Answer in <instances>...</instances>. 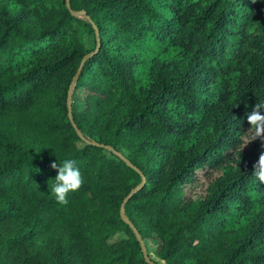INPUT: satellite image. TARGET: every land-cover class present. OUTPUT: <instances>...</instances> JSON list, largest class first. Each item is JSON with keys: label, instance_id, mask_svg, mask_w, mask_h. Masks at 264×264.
I'll return each mask as SVG.
<instances>
[{"label": "trees", "instance_id": "obj_1", "mask_svg": "<svg viewBox=\"0 0 264 264\" xmlns=\"http://www.w3.org/2000/svg\"><path fill=\"white\" fill-rule=\"evenodd\" d=\"M71 10L101 39L77 82L96 36ZM71 10L0 0V264H149L121 217L143 181L133 167L146 183L126 214L157 264H264V183L253 176L264 141L242 151L245 114L264 99V0ZM65 159L84 183L62 205L50 164Z\"/></svg>", "mask_w": 264, "mask_h": 264}, {"label": "clouds", "instance_id": "obj_2", "mask_svg": "<svg viewBox=\"0 0 264 264\" xmlns=\"http://www.w3.org/2000/svg\"><path fill=\"white\" fill-rule=\"evenodd\" d=\"M255 2L256 0H253V3ZM261 109H264V99L259 100L252 110L245 114L250 128L245 132L242 140V151L256 140L264 141V114L261 113ZM50 167L58 173L49 181L50 192L57 203L67 205L69 193L78 191L84 183L80 169L74 159H65L59 163L52 162ZM253 167V176L264 183V151L260 153Z\"/></svg>", "mask_w": 264, "mask_h": 264}, {"label": "water", "instance_id": "obj_3", "mask_svg": "<svg viewBox=\"0 0 264 264\" xmlns=\"http://www.w3.org/2000/svg\"><path fill=\"white\" fill-rule=\"evenodd\" d=\"M66 5H67V8L71 10V0H66ZM72 14L74 15H77V16H83L86 18V20H88L93 29L95 30V36H96V48L94 51L90 52L89 54H87L82 62H81V65L74 77V81L77 82L82 74V71L84 69V66L86 64V62L93 58L95 55L99 54L100 50H101V39H100V33H99V30L97 28V26L92 22V20L87 16V13L85 11H81V12H74L72 11ZM73 95H74V88L69 92V96H68V99H67V106H68V111H69V119L71 121V123L73 124L76 132L79 133V129L77 127V125L75 124V121H74V117H73V106H72V103H73ZM92 144L94 145H99L95 142H92ZM101 147H104L106 149H109L111 152H113L118 158H120L121 160H123L127 165L130 166V162L129 160L121 153V152H118L116 151L113 147L111 146H105V145H101ZM134 170H136L141 176H142V183L136 188L135 191L139 190L140 188H142L145 183H146V178L145 176L142 174V172L137 168V167H133ZM135 191L129 195L128 197L125 198L123 204H122V208H121V217L122 219L124 220V222L126 224H128L130 226V228L132 229V231L134 232L135 234V237L138 241V243L140 244L141 246V250H142V253L144 255V258H145V261L149 264H157L150 256V253H149V250L147 248V245L145 243V241L142 239L139 231L137 230V228L129 221V219L127 218V214H126V204L128 203V201L130 200V198L132 197V195L135 193Z\"/></svg>", "mask_w": 264, "mask_h": 264}, {"label": "rangeland", "instance_id": "obj_4", "mask_svg": "<svg viewBox=\"0 0 264 264\" xmlns=\"http://www.w3.org/2000/svg\"><path fill=\"white\" fill-rule=\"evenodd\" d=\"M93 39H92V36L90 35H86V43H87V47L88 48H92L93 47ZM74 103H75V108L77 110H80L82 107H83V100H82V96L80 93H76L75 94V100H74ZM148 248H149V253L151 255L152 258H156L155 256V250L156 248L151 244V243H148Z\"/></svg>", "mask_w": 264, "mask_h": 264}]
</instances>
